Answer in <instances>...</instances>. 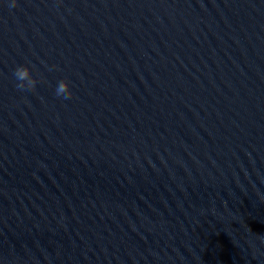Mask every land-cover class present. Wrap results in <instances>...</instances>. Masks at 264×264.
<instances>
[{"label":"clouds","instance_id":"1","mask_svg":"<svg viewBox=\"0 0 264 264\" xmlns=\"http://www.w3.org/2000/svg\"><path fill=\"white\" fill-rule=\"evenodd\" d=\"M12 7H15V0H13ZM14 76L19 81L16 87L20 90H34L37 81L32 78L31 71L27 66H18L14 71ZM57 97H63L64 99H70L72 92L69 88V83L66 80H61L55 90Z\"/></svg>","mask_w":264,"mask_h":264}]
</instances>
